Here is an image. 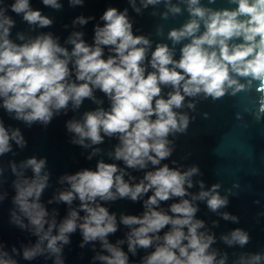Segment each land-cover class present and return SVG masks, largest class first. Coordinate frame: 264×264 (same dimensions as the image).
I'll return each mask as SVG.
<instances>
[{"label": "clouds", "instance_id": "1", "mask_svg": "<svg viewBox=\"0 0 264 264\" xmlns=\"http://www.w3.org/2000/svg\"><path fill=\"white\" fill-rule=\"evenodd\" d=\"M83 2L69 0L71 6H82ZM42 3L56 10L62 7L59 0ZM161 3L166 8L161 13L164 19L184 10L189 14L182 26L168 31L171 47L156 43L153 49L149 37L134 34L127 8L120 11L110 7L100 17L103 25L94 27V42L87 43L82 31H73L65 41L72 46L69 50L51 32L35 36L18 32L21 43L15 42L10 37L16 21L7 14L9 9L33 28L50 27L53 20L34 10L30 0H14L7 7L0 0V107L28 126H46L69 106L75 111L86 99L91 100L98 105L95 110L66 122L73 136L71 142L91 149L87 158L92 159L102 151L96 146L105 137H117L119 142L108 156L125 166L100 159L95 170L59 177L62 187L48 201L68 206L67 215L58 221L56 210L50 213L41 201L50 180L46 158L10 161L15 177L10 221L37 239L21 251L13 247L12 254L0 244V264H18L13 254L22 255L26 261L46 256L53 258V264H64L63 248L77 230L82 236L80 247L92 244L95 250V242H99L101 251L92 257L99 264H130L129 253L135 256L138 249L150 248L154 250L139 264H227L228 254L213 247L215 234L197 218V202H206L207 208L223 220L238 223L237 216L221 211L228 206L229 196L220 193L219 183L206 188L203 180L194 181L202 175L197 165L182 170L161 162L174 151V141L169 137L185 133L194 119L181 110H195V98L236 96L252 90L256 82V91H264V0H228L235 7L220 9L201 0H139V6L137 0H129L137 14ZM212 3L215 0H208ZM92 19L79 16L72 23L84 26ZM157 32L160 34L159 29ZM181 44L176 59L175 46ZM105 48L110 53L106 59ZM164 88L171 89L166 96ZM97 90L109 100L108 109L101 106L103 100L95 95ZM255 116L257 120L264 118V100ZM13 142L21 149L27 144L19 128L5 127L0 119V156L13 151ZM29 169L31 177L26 175ZM127 169L149 170L134 182L136 177ZM4 171L0 166V187ZM195 185L199 186L198 193L190 192ZM7 195L0 191V201ZM174 198L177 202L167 209L161 207L162 202ZM118 199L142 200L144 211L140 215L121 214L118 222L116 213L102 203ZM77 200L78 206L73 207ZM119 225L128 231L124 239L112 243L109 236ZM165 228L168 230L161 235ZM220 240L229 247L243 248L250 235L235 228L222 234ZM125 244L127 251L122 247ZM232 264H264V253H242Z\"/></svg>", "mask_w": 264, "mask_h": 264}, {"label": "water", "instance_id": "2", "mask_svg": "<svg viewBox=\"0 0 264 264\" xmlns=\"http://www.w3.org/2000/svg\"><path fill=\"white\" fill-rule=\"evenodd\" d=\"M5 7L11 5L14 0H2ZM62 4L61 9L56 10L43 5L42 0H30L31 7L38 9L43 15L53 20V24L47 28H33L22 20L20 15L8 11L15 21V27L11 30V39L21 43L17 39V33L35 36L40 32H51L59 38L61 45L71 50V45H66L67 37L73 31H82L83 39L92 44L94 37V27L97 24L103 25L100 17L104 11L110 7L123 11L128 9V15L133 23V32L136 35H145L152 41V48L156 43H167L171 47V41L167 39V33L170 29L179 28L188 19L189 14L186 10L181 14L167 19L161 17V13L166 11L163 3L147 9L137 14L129 4V0H84L82 6H71L69 0H59ZM178 3L179 0H172ZM208 7L234 8L235 5L229 4L228 0H215V3L208 4V0H201ZM139 6V0H137ZM185 9L184 4H180ZM155 13V14H154ZM93 17L86 25H73L76 17ZM67 26V27H66ZM160 30L158 34L157 30ZM187 41H185L186 43ZM239 42V41H237ZM181 45H176L175 58L178 59ZM105 48L104 58L109 55ZM150 59V55H149ZM151 71V68L148 69ZM74 78V77H73ZM243 82V81H242ZM256 86L250 91H242L236 96L226 94L224 97L212 100L210 97L195 98V110L182 109L186 111L191 120L187 131L183 134H177L169 137L174 141V151L172 156L162 161V164H168L172 168L186 169L187 167L197 165L202 175L194 177V181L203 180L205 187L213 184L221 185L220 193L229 196V204L221 211H227L239 218L238 223L223 220L219 214L212 213L206 206V202H197L199 211L197 218L206 223L207 229L216 236L214 248L221 253L228 254L227 264H232L242 253H264V118L256 119L255 113L259 104L264 100V91L257 92ZM170 88H164L166 96ZM97 98L103 100L105 109L110 107V102L102 92H95ZM190 99V98H189ZM98 107L91 100H85L78 110L73 111L71 106L67 112H61L56 115L48 125L34 123L31 126L24 122L12 118L2 107H0V119L3 120L5 127L19 128L27 141L26 147L19 148L13 142V151L0 156V166L4 168L3 184L0 191L8 193L7 197L0 201V244L4 245L5 250L12 254L11 250L15 247L18 251L23 246L34 244L36 237L29 231L22 230L10 221V211L13 208L12 197L15 192L12 187V181L15 179L9 168V162L19 163L29 157L46 158L47 170L50 172L49 187L44 191L41 201L45 204L49 212L56 210L57 220L63 219L68 212V206L64 203L48 201L62 186L58 183L59 177L65 174H74L83 169L95 170L97 161L103 159L107 163H117L120 167H125L122 161H115L108 156V153L118 144L117 137H105L102 144L96 146L102 151L88 159L91 149H85L82 146L73 144L72 134L66 129V122L71 119H79L86 111L95 110ZM208 113V117H204ZM237 113L241 118L237 119ZM175 161V163H173ZM151 165L149 169H151ZM127 169L132 176L136 177L138 182L143 177L144 172L149 170ZM26 175L31 177V170L26 171ZM125 179H128L126 176ZM238 184L239 187H234ZM231 189V194H228ZM199 186L195 185L189 191L198 193ZM147 195H151L149 192ZM147 195L144 199L147 198ZM178 198L161 203V207L167 209ZM259 201V203H256ZM110 212L119 216L121 214L140 215L144 211L143 201L132 202L129 199H118L113 202H102ZM79 201L73 202V207H77ZM83 215V213H81ZM217 223L214 225L213 222ZM235 228H241L250 235V241L243 248L239 246L229 247L220 240L222 234H227ZM162 230L161 235L164 231ZM128 229L119 225L115 234L109 236V241L115 243L119 239L125 238ZM70 243L63 248L64 264H99L93 262L92 257L97 251H101L99 242H95V250L92 244L80 247L82 236L79 230L70 237ZM127 251V245L122 246ZM154 249H138L137 254L133 256L129 253L130 264H139L141 258ZM18 264H53V258L39 256L31 261H26L22 255L13 254Z\"/></svg>", "mask_w": 264, "mask_h": 264}]
</instances>
